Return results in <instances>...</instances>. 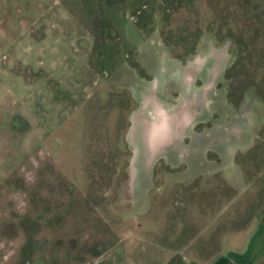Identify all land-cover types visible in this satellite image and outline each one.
<instances>
[{
	"label": "rangeland",
	"instance_id": "374dc122",
	"mask_svg": "<svg viewBox=\"0 0 264 264\" xmlns=\"http://www.w3.org/2000/svg\"><path fill=\"white\" fill-rule=\"evenodd\" d=\"M242 56L264 73V0H0V264L237 243L264 208V128L243 142L250 112L218 94ZM151 98L173 123L139 143ZM236 165L230 208L214 173Z\"/></svg>",
	"mask_w": 264,
	"mask_h": 264
},
{
	"label": "crops",
	"instance_id": "0c3cea01",
	"mask_svg": "<svg viewBox=\"0 0 264 264\" xmlns=\"http://www.w3.org/2000/svg\"><path fill=\"white\" fill-rule=\"evenodd\" d=\"M243 55L245 56L244 52ZM244 56L240 59L242 67L240 70L239 86L235 82L238 79L236 77L237 72L232 70V65L236 62V57H234V61H227L223 70L220 71L218 78L223 79L224 85L219 88L218 94L224 95L227 107L233 105L236 108L238 105H246V111L250 112L247 116L251 120L248 127L252 135L247 132L246 139L242 141L249 143L250 141H254V137L259 134L260 128H264V73L259 69L260 67H257V70H253L252 67L250 69L249 56L246 58ZM219 65L221 66V64ZM6 76L5 78H8ZM18 81L24 83L23 78L19 77ZM154 101L156 100L151 98L149 101L151 104L148 103L147 105L146 103L143 107L145 114L143 113L142 117L145 125L149 128L145 131L141 130L139 143L155 142L158 134H163V131L164 133L167 132L168 122L170 121L169 115L162 112L155 114L153 110ZM149 110L155 114L153 116L154 120L148 115ZM145 147L147 148V146ZM214 174L216 176L219 175V181L224 183L225 192L227 191V194H224V198L226 202L230 203L228 206L231 208L232 200L234 199L233 191H238L239 187L242 186L247 172L242 166L236 165L233 168H223ZM229 221L231 222L232 220L230 219ZM237 228L238 230H242L238 234V242L231 244L229 242L226 246H223L221 243L218 244L216 240L210 241V238H215V236H210L209 240L206 241L203 237L185 236V231L176 233L175 238L170 235H162L161 250L157 251L158 254H156V258H153V264H264V208L248 221L247 224L240 225ZM232 237L233 235L230 234V241ZM91 264L134 263L129 254L125 253L124 250L120 252L113 250L109 254L100 256Z\"/></svg>",
	"mask_w": 264,
	"mask_h": 264
},
{
	"label": "trees",
	"instance_id": "16d2710c",
	"mask_svg": "<svg viewBox=\"0 0 264 264\" xmlns=\"http://www.w3.org/2000/svg\"><path fill=\"white\" fill-rule=\"evenodd\" d=\"M171 1H172L173 3L176 2V3H179V4H180V3H184V4H185V3H187V2H189V1H191V0H171Z\"/></svg>",
	"mask_w": 264,
	"mask_h": 264
}]
</instances>
